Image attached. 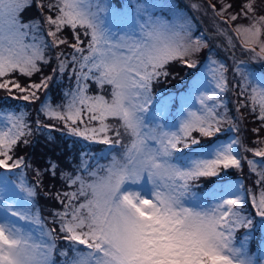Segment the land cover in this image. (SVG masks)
Instances as JSON below:
<instances>
[{"label": "snow or ice", "instance_id": "6c2138e0", "mask_svg": "<svg viewBox=\"0 0 264 264\" xmlns=\"http://www.w3.org/2000/svg\"><path fill=\"white\" fill-rule=\"evenodd\" d=\"M207 7L225 25L232 22L250 60L264 63V0ZM156 8L172 19H154ZM217 34L226 38V50L236 48L227 28L218 26ZM204 49L206 71L185 93L154 95L172 64L195 69ZM214 56L209 39L194 34V17L175 0H123L121 7L112 0H0V91L26 102L18 110L0 108V211L38 226L37 242L31 230L0 221V264H57V257L59 264H264V148L244 146L239 137L242 110L259 122L252 129L257 136L264 130V87L253 86L264 74L247 70L234 54L232 66ZM230 71L239 77L232 85L240 97L235 117L225 97ZM53 85L58 103L49 95ZM193 97L198 110L190 107ZM177 100L180 119L169 127ZM30 105H36L31 119ZM55 132L67 138L62 160L33 166L17 155L41 139L60 148ZM225 132L233 135L222 140ZM94 145L108 151H93ZM245 166L256 176L258 195L225 181ZM24 170H31V182ZM46 178L61 187L46 189ZM202 179L218 181L211 204L197 192ZM41 192L58 205L51 227L32 211ZM256 229L259 243L250 252Z\"/></svg>", "mask_w": 264, "mask_h": 264}, {"label": "rangeland", "instance_id": "374dc122", "mask_svg": "<svg viewBox=\"0 0 264 264\" xmlns=\"http://www.w3.org/2000/svg\"><path fill=\"white\" fill-rule=\"evenodd\" d=\"M180 1V2H179ZM145 3H159L162 2V0H144ZM217 0H175V3L177 6L185 12L186 15H190L191 17H194V34L195 35H203L204 37H207L209 39L210 47L213 49V52L215 54L214 58L218 60H222L226 62L229 66L233 65V59L232 56L234 54V57L236 60H244L246 61L245 65H242L243 67H246L247 70L253 71L256 73L264 74V63H258L253 62L249 59L247 55H245L242 51V37H238L235 34V29L232 26V22H229L228 25H225L220 17H214L212 10L208 8L207 6L211 3H216ZM112 3L116 5L117 7H121L123 4V0H112ZM199 4L201 5V8L199 11L192 8V4ZM151 15L153 18H161L163 20L170 21L172 19L169 11L164 8H156L151 11ZM236 23L247 25L249 22L245 19H240ZM219 28H227L229 34L233 36V42L236 44V48L233 51L226 50L227 40L224 36H220L217 34V27ZM264 38V37H262ZM26 42H31L30 40ZM258 51V49H257ZM208 49H204L199 57L198 60V66L195 69H189L187 67L182 66L179 63H174L170 66V71L172 75L167 80H161L159 83L155 84L153 87L154 95L157 96V98H161L164 96H179L183 93H185L188 90V86L191 83L194 76H199L201 72L206 71V66L208 64V60L206 58ZM50 69L48 67L44 68V72L48 73ZM228 80H229V91L225 94L226 100L228 102V111L230 116H237L236 112V102L240 97H238V90H235L232 88V85L236 83L237 80H239V77L237 76L235 79H233V74L230 71L228 74ZM20 83L26 84L27 78L24 77H18ZM210 78V77H209ZM33 80L38 81L39 76H33ZM67 83V81H65ZM253 86H259L264 87V81H253ZM92 91H95V88L92 89ZM251 91V89H249ZM4 94L6 92L2 91ZM59 92V89L56 85H53L51 92L49 93L50 97H52L54 103H58L60 97L55 98V93ZM26 105V102L19 101V100H13V99H5L2 98L0 100V108H4L5 110H18L21 108H24ZM35 107L36 105H30L28 106V112L30 113L29 119L34 117L35 115ZM190 107L193 110L199 109V103L195 100L193 97V100L191 102ZM180 112H181V106L179 101L173 102V104L170 106V115L166 118V121L169 125V127L172 126L173 123H178L180 119ZM243 119L240 121V128L241 132L239 133V137L242 141V144L244 146L250 147V148H264V144H257L256 141L264 140V130H262L257 136L256 133L252 131L254 128L260 127V124L258 121H256L253 116L245 110H242ZM54 123H57L53 121ZM3 121H0V127H3ZM255 134V135H254ZM233 133L225 132L221 134L220 138L222 140H227L229 137H231ZM203 142L208 143L207 140H204ZM102 149L106 152L108 149L105 146H102ZM241 155H246L249 159H255L257 161H261V158L259 157H253L251 153H244L242 150L240 152ZM249 155V156H248ZM108 160H101V163H108ZM25 171V170H24ZM26 172V171H25ZM241 173L236 171V174ZM242 173H246V175L243 177V175H236L237 177L234 178L235 174L232 172H229L228 175L225 177V181L231 180L234 183H243L245 188L252 189L253 193L256 195L259 194V189L255 185L256 176L254 174L249 173V169L247 166H245ZM27 180L31 182L32 178L30 177L29 173L26 172ZM233 176V177H232ZM246 177V178H245ZM227 179V180H226ZM218 181L215 179H202L200 181V188L197 189V192L199 196L202 199H205L208 204L213 203L211 199L212 193L216 190ZM214 186V187H213ZM21 196H23V193H20ZM37 198V197H36ZM32 202L33 207L32 211H39L40 215L43 213V210L41 208V205L38 204L37 199ZM18 207H28V204L24 201H17ZM49 219L51 220V216L49 215ZM13 221L18 226H20L24 231L31 230L33 232V236L37 237L38 242V233L36 231V228L38 226L33 225L28 222L19 221L17 218L11 217L10 214L4 213L0 211V221ZM48 226V225H47ZM238 236L241 235V233L237 234ZM261 233L259 232V229L255 230V236L256 239L253 240V242L250 245V252H255L257 250V245L259 243V237ZM60 258L57 257V264H59Z\"/></svg>", "mask_w": 264, "mask_h": 264}, {"label": "trees", "instance_id": "16d2710c", "mask_svg": "<svg viewBox=\"0 0 264 264\" xmlns=\"http://www.w3.org/2000/svg\"><path fill=\"white\" fill-rule=\"evenodd\" d=\"M65 84H66V82H65ZM6 95L7 94H4L2 91H0V100L2 98H4ZM58 96H59V92L55 93V98H58ZM53 135L56 137H60V140H59L60 148H54L50 145H47V144H45L43 139H41L37 144H35L32 147L25 148L23 146H20L17 149V155L26 156L30 160V162L33 164V166H43L45 161L49 157H53V158L59 157L62 160L63 157H62L61 149H62L63 143L65 142V140H67V138L61 137V134L59 132H55V133H53ZM68 142L70 143L71 141L68 140ZM77 146L87 148V145L82 140L77 141ZM101 150H103L101 145H94L93 146V151L99 152ZM249 158H250V156H249ZM61 166L63 167V164ZM25 171L27 173H29L30 177L33 179L31 170H25ZM232 173L235 174L234 178L237 177L236 175H243V177L246 175V173H238V174H236V172H232ZM49 183H55L57 188L61 187L59 182L50 181L49 179L46 178L45 179V188L46 189H47V185ZM36 199H37L38 204L41 205V208L43 210V213H41V216L48 221V224H47L48 227H51L52 225H51V220L49 219V215H50V212L52 211V209L54 207H58V205H56L54 203V201L46 198L43 195V192H41L37 196Z\"/></svg>", "mask_w": 264, "mask_h": 264}]
</instances>
